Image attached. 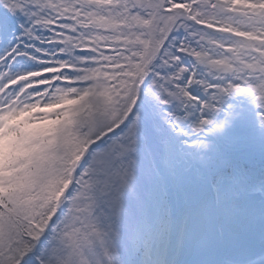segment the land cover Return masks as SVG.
I'll return each instance as SVG.
<instances>
[{"label": "snow or ice", "instance_id": "snow-or-ice-1", "mask_svg": "<svg viewBox=\"0 0 264 264\" xmlns=\"http://www.w3.org/2000/svg\"><path fill=\"white\" fill-rule=\"evenodd\" d=\"M0 264H264V0H0Z\"/></svg>", "mask_w": 264, "mask_h": 264}]
</instances>
